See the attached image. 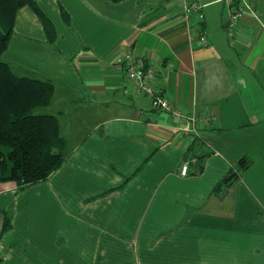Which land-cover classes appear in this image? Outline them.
<instances>
[{"label": "crops", "instance_id": "1", "mask_svg": "<svg viewBox=\"0 0 264 264\" xmlns=\"http://www.w3.org/2000/svg\"><path fill=\"white\" fill-rule=\"evenodd\" d=\"M199 2L201 25L180 0H37L52 43L34 10L17 12L1 60L53 84L35 114L56 117L65 150L45 181L0 183V264H264V0L233 40L225 4ZM127 48L176 108L215 116L200 143L133 96L116 64Z\"/></svg>", "mask_w": 264, "mask_h": 264}, {"label": "trees", "instance_id": "2", "mask_svg": "<svg viewBox=\"0 0 264 264\" xmlns=\"http://www.w3.org/2000/svg\"><path fill=\"white\" fill-rule=\"evenodd\" d=\"M36 1L0 0V183L20 188L45 181L63 163L65 150L56 117L34 113L50 104L53 84L18 77L1 60L13 33L17 12L23 7L35 11L49 42L54 41L53 27L37 8ZM63 17L67 22V16L63 14ZM247 165L246 159H241L238 169H245ZM10 227L5 217L3 233Z\"/></svg>", "mask_w": 264, "mask_h": 264}, {"label": "built area", "instance_id": "3", "mask_svg": "<svg viewBox=\"0 0 264 264\" xmlns=\"http://www.w3.org/2000/svg\"><path fill=\"white\" fill-rule=\"evenodd\" d=\"M219 1L225 4L228 9V26L225 31L228 40H233L235 30L245 16L250 15L256 18L253 11V0ZM180 6L183 19L186 22H190L192 19L199 25L204 22V6L200 4L199 0H180ZM196 38L203 47L207 46L206 35L202 30L198 31ZM116 64L124 72L133 96H147L153 111L166 114L180 123V126L177 127L178 139L185 147L201 142V127L214 122L215 116L210 114L199 115L195 111L186 112L171 104L158 87L155 71L151 64L136 54L132 48L125 49L117 59ZM188 164L187 161L181 164L179 171L181 177L187 176Z\"/></svg>", "mask_w": 264, "mask_h": 264}, {"label": "water", "instance_id": "4", "mask_svg": "<svg viewBox=\"0 0 264 264\" xmlns=\"http://www.w3.org/2000/svg\"><path fill=\"white\" fill-rule=\"evenodd\" d=\"M225 26H226V27L228 26V22L225 24Z\"/></svg>", "mask_w": 264, "mask_h": 264}, {"label": "rangeland", "instance_id": "5", "mask_svg": "<svg viewBox=\"0 0 264 264\" xmlns=\"http://www.w3.org/2000/svg\"><path fill=\"white\" fill-rule=\"evenodd\" d=\"M219 7H220V5H219ZM35 113V112H34Z\"/></svg>", "mask_w": 264, "mask_h": 264}]
</instances>
